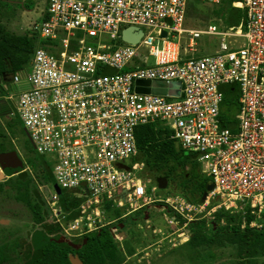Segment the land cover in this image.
<instances>
[{
	"label": "built area",
	"instance_id": "2783aa9c",
	"mask_svg": "<svg viewBox=\"0 0 264 264\" xmlns=\"http://www.w3.org/2000/svg\"><path fill=\"white\" fill-rule=\"evenodd\" d=\"M192 1H227L245 16L238 26L188 27ZM46 4L33 32L48 44L35 49L28 72L15 73L2 87L7 98L16 96L11 116L20 119L35 152L53 159L59 188L83 198L79 218L67 226L58 221L62 230L79 231L84 224L87 233L94 231L91 213L100 218L106 200L133 211L159 203L173 214L171 221L164 214V220L175 226L214 219L223 209L240 214L242 228H262L264 0ZM128 29L130 35L140 34L134 44L124 41ZM207 37L218 40L215 52L197 55L200 40ZM138 80L180 82V95L138 93ZM230 84L239 86L238 109L224 126V89ZM157 122L198 156L214 186L204 203L180 194L155 197L158 186L143 177L145 165L134 161L136 133ZM55 198L59 201L56 193Z\"/></svg>",
	"mask_w": 264,
	"mask_h": 264
},
{
	"label": "trees",
	"instance_id": "16d2710c",
	"mask_svg": "<svg viewBox=\"0 0 264 264\" xmlns=\"http://www.w3.org/2000/svg\"><path fill=\"white\" fill-rule=\"evenodd\" d=\"M12 1L14 0H0V6L10 4ZM219 6L221 9L213 15L220 20L223 19L225 26H238L245 16L243 10L232 7L230 2L224 1ZM203 11L210 18L213 16L212 9L207 5L192 1L187 9V18L199 16V13ZM34 40V34L30 37L11 33L0 20L1 82L6 77L11 81L17 72L26 73L30 70L36 49ZM47 44L43 42L41 46ZM5 93L0 83V96H4ZM238 97L239 86L237 84L225 87L222 109L224 126L229 124L238 109ZM13 118L21 124L17 116H10V121H6V127L10 130ZM5 132L4 126L0 123V153L15 150ZM136 138L139 152L134 161L145 165L143 177L150 179L156 186H158V179L164 177L174 184L188 201L201 203L202 195L210 183L201 171L198 156L183 149L172 138V131L161 122L141 126L137 130ZM34 156L35 161H30L28 167L53 188V164L37 153ZM32 174L24 166V171L0 183V191L13 194L18 202L23 203L29 209L33 220L41 224L48 219L49 211H44L39 204L42 200L39 192L32 189L35 184ZM61 191L59 204L62 213L66 215L64 224L67 226L68 223L81 216L78 207L83 198L70 191ZM104 205V210L111 212L108 214L109 219L116 221L121 218L120 210L112 209L111 200H106ZM242 222L240 214L220 209L214 214V219L209 224L207 220L191 222L188 225L190 238L181 246H186L188 253H195L196 256L207 252L208 264H214L216 255L213 251L216 249H227L230 252L232 256L230 264H264V226L262 228L249 226L242 228ZM60 229V226L45 224L42 232L36 234L34 238L36 252L32 264H70L67 258H60L66 252H57V249L71 248L52 237V234H56ZM23 244L24 241L19 237L1 238L0 264L10 259L9 251L20 249ZM125 253L132 254L134 249L127 245L124 252L121 244L113 238L110 226L84 234L81 238V248L78 250V255L84 264H123L126 260Z\"/></svg>",
	"mask_w": 264,
	"mask_h": 264
},
{
	"label": "rangeland",
	"instance_id": "374dc122",
	"mask_svg": "<svg viewBox=\"0 0 264 264\" xmlns=\"http://www.w3.org/2000/svg\"><path fill=\"white\" fill-rule=\"evenodd\" d=\"M46 3L47 0H14L10 4L0 6V20L11 33L31 37L32 33L34 34L35 26L41 22V18L46 11ZM207 6L212 9V15L221 9L219 5L208 4ZM204 11L199 13V16L187 18V26L203 28L208 24L224 25L223 19L220 20L214 15L210 18ZM34 37L35 47L38 48L44 41L39 32L34 34ZM216 44H218L216 38H203L199 42L196 54H213L217 48ZM6 95L7 93L4 94V96ZM16 99L15 96L13 103H15ZM1 105L2 103H0ZM5 122L6 119L0 120V123L5 124ZM12 122L11 130L5 129V134L23 160L26 170L33 173L35 184L32 189L38 191L41 196L42 200L39 201V204L45 212L49 211L48 220L59 221L63 224L66 215L61 213V206L58 199L55 198V191L46 180L28 167L30 161H35L34 155L36 153L34 147L22 124H19L14 118ZM47 161L53 164L51 157H48ZM208 182H211L210 179H208ZM176 194L181 195L182 193L175 188L174 184L168 181V187L165 190L159 189L155 197L159 195L166 197ZM162 208L163 206L159 203L149 204L137 211H133L128 206L119 208L112 205L113 210H120L121 218L116 220L117 222L109 219L108 214L111 212L104 209L100 218L95 213H91V230H98L100 226L110 221L116 222L114 225L116 226V232L114 233L117 237L116 239L123 247L128 245L131 249L133 247L136 249L134 253L128 255L131 258H126L124 264H208L207 252H202L203 256H196L195 253H188L186 246H181L184 244L183 242L186 243L190 238L189 224L186 226L181 222L177 226L169 224L168 221L164 220V214L168 215L169 221L172 220L170 216H173V214L169 211H162ZM126 217H133L137 220L128 222L125 220ZM204 220H207L209 224L213 219L210 216ZM40 229V226L34 224L31 212L23 203L18 202L13 194L0 191V239L9 236L22 238L25 241V247L20 252L21 255V253L24 254L27 251L28 247H32V250L34 249L33 240L36 234L41 231ZM65 229H68V227H65ZM87 229L89 230V227L83 224L81 230H69L67 232L62 230L59 236L67 243H76L79 236L85 233ZM124 237H127L128 241L124 242ZM213 252L216 255L214 264H230L232 256L227 249H216Z\"/></svg>",
	"mask_w": 264,
	"mask_h": 264
},
{
	"label": "water",
	"instance_id": "95a60500",
	"mask_svg": "<svg viewBox=\"0 0 264 264\" xmlns=\"http://www.w3.org/2000/svg\"><path fill=\"white\" fill-rule=\"evenodd\" d=\"M131 31L132 29H128L124 33V41L130 44H134L139 40L140 34L133 36V35H130ZM163 35L166 36V33H163ZM136 85H137L136 91L138 93H144V94L152 93L155 95H161V96L169 95L173 97H177L180 95V87H181L180 82L167 83L164 81L138 80L136 82ZM169 88L171 90H169ZM24 166H25L24 162L20 158L17 151L12 150V151H8L5 153H0V168L3 171V173L0 174V182H3L6 178H10V177L18 175L20 172L24 171ZM120 166H123V165H120ZM124 168H126L127 170H130L126 166H124ZM157 183H158V188L161 190H165L168 187V181L164 177H160ZM52 185H53V189L55 193L60 198V196L62 195V191L57 185L54 178L52 180ZM213 188L214 186L212 184H209L207 186L206 192L202 195L201 203L205 202L208 193L211 192ZM60 242H63V241H60ZM73 247L79 248L76 245H73ZM69 262L70 264H84V262L80 259L78 255H70Z\"/></svg>",
	"mask_w": 264,
	"mask_h": 264
},
{
	"label": "flooded vegetation",
	"instance_id": "af4514ba",
	"mask_svg": "<svg viewBox=\"0 0 264 264\" xmlns=\"http://www.w3.org/2000/svg\"><path fill=\"white\" fill-rule=\"evenodd\" d=\"M11 81H10V79L9 78H5L4 80H3V82H0L2 85L4 84V83H7V84H9ZM0 103H2V105L0 106V120L1 119H6V121H8L9 119H10V116H11V112L10 111H12V108H13V100H11L10 98H7L6 96H3V95H1L0 96ZM2 125L4 126V128L7 130L8 128L6 127V122H5V124L4 123H2ZM8 132V131H7ZM26 132V131H25ZM27 134V133H26ZM1 169V168H0ZM1 173H3V171H0V174ZM6 179H8V178H6ZM6 179L4 180V181H6ZM3 181V182H4ZM1 183V182H0ZM29 210V209H28ZM61 213H62V210H61ZM63 214V213H62ZM33 219V218H32ZM125 220H127L128 222L131 220V221H136L137 219L136 218H133V217H126V219ZM114 221V220H113ZM126 221V222H127ZM33 222H34V224L35 225H37V226H40V232H42V230H43V226L45 225V224H50V225H52V226H60V228H61V225H60V223L58 222V221H52V220H46L44 223H41V224H39V223H36L34 220H33ZM117 222V221H116ZM116 222H112V221H110L109 223H107V224H104V225H102V226H100V228L99 229H101V228H103V227H106V226H110V232H111V234H112V236H113V238L117 241V242H119L116 238V235L114 234L115 232H116V226H114L115 225V223ZM124 227H125V225H124ZM98 229V230H99ZM39 232V233H40ZM92 232V231H91ZM60 233H62V228L56 233V234H52V237H54V238H57L58 240H59V242L60 241H63V242H60L61 244H63L64 246H67V247H70L71 249H57V252H66L65 253V255L63 256V257H60V258H67V260H68V262H69V256L70 255H78V250H80V248H81V238L84 236V235H81V236H79V239L77 240L78 242H76V243H74V242H68L67 243V241H65V240H62L61 238H60V236H59V234ZM89 233V232H88ZM3 238H5V237H3ZM7 238V237H6ZM9 238H17V237H11V236H9ZM35 238V237H34ZM125 238V237H124ZM21 240H22V238H20ZM24 241V240H23ZM125 241H128V238L126 237L125 239H124V242ZM120 243V242H119ZM121 244V243H120ZM73 245H76V246H78L79 248H74L73 247ZM122 246V248H123V250H124V252H125V247H123V245H121ZM25 247V241H24V244H23V246H22V248H20V249H17V250H11V251H9L8 252V254L10 255V259L7 261V262H4V263H1V264H32L33 263V260H34V256H35V246H34V240H33V247H34V249L32 250L31 248L32 247H28V249H27V251L24 253V254H22L21 253V255H20V252L22 251V249ZM133 249L134 250H136L135 249V247H133ZM125 255H126V258H131V257H128V255H131V254H126L125 253ZM79 256V255H78ZM126 262V260L124 261V263ZM70 263V262H69ZM123 263V264H124Z\"/></svg>",
	"mask_w": 264,
	"mask_h": 264
},
{
	"label": "crops",
	"instance_id": "0c3cea01",
	"mask_svg": "<svg viewBox=\"0 0 264 264\" xmlns=\"http://www.w3.org/2000/svg\"><path fill=\"white\" fill-rule=\"evenodd\" d=\"M237 9H238V8H237ZM25 87H26V84H23V85H22V88H25Z\"/></svg>",
	"mask_w": 264,
	"mask_h": 264
}]
</instances>
